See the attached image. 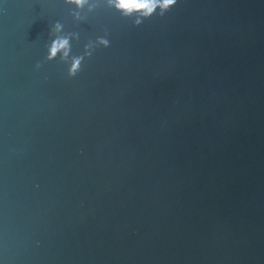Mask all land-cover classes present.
<instances>
[{
    "label": "water",
    "instance_id": "obj_1",
    "mask_svg": "<svg viewBox=\"0 0 264 264\" xmlns=\"http://www.w3.org/2000/svg\"><path fill=\"white\" fill-rule=\"evenodd\" d=\"M68 13L0 2V258L264 264V0ZM57 20L74 54L111 42L72 78L43 59Z\"/></svg>",
    "mask_w": 264,
    "mask_h": 264
},
{
    "label": "clouds",
    "instance_id": "obj_2",
    "mask_svg": "<svg viewBox=\"0 0 264 264\" xmlns=\"http://www.w3.org/2000/svg\"><path fill=\"white\" fill-rule=\"evenodd\" d=\"M62 3L69 7L68 14L77 24L87 22L104 8L118 14L122 19L131 20L133 26H139L154 15L164 16L177 5L178 0H62ZM48 35L43 59L47 62L58 60L65 66L69 78L75 77L81 71L84 61L91 58L98 48H108L111 44L105 32L104 35H97L95 39H88L83 44L82 51L74 54L73 42L80 40V33L67 31L65 24L59 20L51 24ZM40 67V63H37L36 68ZM0 264L6 262L0 258Z\"/></svg>",
    "mask_w": 264,
    "mask_h": 264
}]
</instances>
